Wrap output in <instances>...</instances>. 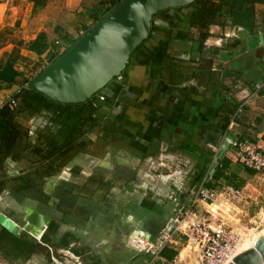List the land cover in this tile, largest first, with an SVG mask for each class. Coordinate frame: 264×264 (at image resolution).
<instances>
[{
    "label": "rangeland",
    "instance_id": "374dc122",
    "mask_svg": "<svg viewBox=\"0 0 264 264\" xmlns=\"http://www.w3.org/2000/svg\"><path fill=\"white\" fill-rule=\"evenodd\" d=\"M81 4L82 8H86V14L92 8L98 7L95 0H84ZM254 7V17L250 25L240 26L243 40L242 44H238L231 50V60L228 61L229 64L231 63L230 68L224 71L223 65L217 67L224 60L214 55L215 52L218 53L214 47L212 56L217 59L216 69H209V71L205 69L199 78L200 81L196 80L198 86H206L199 88L200 93L226 96L229 107H225L224 112H221L219 116L229 118L228 124L239 119L237 129L243 132V138L240 139L264 149V86L260 88L253 86L249 98L245 101L236 102L233 99L236 92L235 85L241 74L244 71H251L254 66L264 62V41L257 46L251 45L253 36L261 37L264 32V0L257 2ZM84 14L81 16L76 13L75 16H68V24L71 20L77 24L79 20L84 19L86 16ZM157 23L159 24L156 21ZM71 27L73 32H68V47L84 34L83 31L80 32L82 27L80 28L79 25ZM229 27L235 30L238 25L230 22ZM68 30H70L69 26ZM12 33L14 32L7 29L0 31V47L10 40L11 36L8 34ZM157 35L158 33H155L145 45L155 43ZM72 40L75 41L72 42ZM178 47L180 46L173 42L169 48V54L174 53ZM232 61L237 63V67L232 66ZM127 94L128 92H120L115 95V100L117 99L121 105L118 108L113 104L114 115L107 117L100 128L90 133L87 138L91 140V143L81 151L73 150L56 160L60 167L57 173L43 177L35 175L31 190L25 189L18 197L10 194L5 188L0 189V212L6 215L7 221L11 219L21 227L20 236L26 241V244H20L21 246L18 247V245L10 244L8 238H1L0 264H163L161 260L152 262V258L146 255H136L121 248L119 240L124 232L132 227L157 230L159 218L163 222L169 214L174 212L171 202L161 197V194L159 197L154 196L140 188L139 181L145 176L144 172H148L152 178L146 177L151 181L147 187L156 192H159L158 187H161V192L165 190L164 193L167 194L168 190L173 188L169 181L170 177L164 181L159 178L161 175L165 177L167 171L179 173L183 178L182 193L179 194L180 196L183 193L187 194V190L197 186L198 173L205 165L210 164L213 158L210 157L207 160V154L200 152L202 145L206 146L205 143L210 138L203 137L201 133L195 131V137L187 138L185 141L186 150L194 151V154L189 152L187 155L176 154V152L172 154L175 148L167 144H165L167 145L166 153L160 154L162 143L158 144V152L153 156L156 158L153 161L157 163H154L153 169L149 170L144 164V158L127 153L134 147L130 145L128 138H124L126 134L120 137L122 133H135L128 129V125L126 128L124 125L135 119L134 115L130 114L129 107L132 103H136V100ZM229 99L234 100V103ZM17 119L29 128V134L33 137L43 133L45 124L48 122L45 115L30 117L24 114ZM156 148L157 146L152 145V149ZM164 154L170 159H168L169 170L159 166L162 159L160 157L165 156ZM30 157L21 158L18 161L7 159L5 161L7 172L14 175L30 169L32 171L31 161L36 157L32 155ZM216 160L214 158L210 169L212 174L208 177L209 184L246 187L248 199L245 205L235 208L226 204L220 208L226 216L228 215L229 220H232L231 223L240 224L248 229L246 240L248 241L264 230V171L250 175L246 169L248 167L241 165L231 154L228 153L227 156L226 151L219 152ZM144 198L154 201L153 207L156 206L154 213H158V216L151 217L153 214L148 212L147 205L143 203ZM25 206H30L27 207V216H30L34 212L32 208H35L45 213L40 215V219H43L45 223L49 220V216L55 221V229L45 233L49 237L48 243L42 242L39 238L42 228L35 225L33 232L38 237L36 238L31 235V226H24L23 208ZM164 249L169 252L175 251V256L181 254L182 260L184 258L186 262H189L190 251L181 242L168 245ZM168 251L165 253L168 254ZM163 257L166 258L164 255Z\"/></svg>",
    "mask_w": 264,
    "mask_h": 264
},
{
    "label": "crops",
    "instance_id": "0c3cea01",
    "mask_svg": "<svg viewBox=\"0 0 264 264\" xmlns=\"http://www.w3.org/2000/svg\"><path fill=\"white\" fill-rule=\"evenodd\" d=\"M83 1L0 0V31L7 29L14 32L8 34L11 36L10 40H7L0 47V66L5 62L8 55L12 53L17 55L14 67L22 71L25 67L38 60L39 57H44L47 52H63L68 47V32H73L71 26L79 25L81 28L83 24H87L88 14H86V8H82L81 3ZM220 1L226 6H231L234 0ZM76 13L81 16L85 13L84 16H86L79 21L76 19L78 21L77 24L73 20L68 24V16H75ZM229 24L230 20L226 19L224 26L219 24L210 25V35L204 42L203 52L198 54L195 60L190 59V53L187 51L191 47V43L186 44L185 48L184 44L174 41L180 47L174 53H170L168 58L161 64L141 63L144 60L143 52H136L128 62L124 73L113 80L112 84L114 85L119 82L124 83L121 92H128L127 95L130 98L131 96L134 97L136 100V103H132L129 107L130 114L134 115L135 119L131 123L127 122L124 124L125 128L128 125V129L135 131V133H122L120 137L126 134L124 138H128L130 145L134 147L131 152L127 153L133 154L135 157L144 158V164L149 170L153 169L154 163H157L153 161V159H156L153 156L158 152V144L160 143H162L160 154L166 153L167 145L175 148L172 154L174 152L182 155H187L189 152L194 154L191 149L190 151H188L189 149L186 150L185 141L187 138L195 137V131L201 133L203 137L210 138L205 143L206 146L202 145V147H207L211 151L208 146L211 144L210 146L218 148L216 155L221 151H226L228 156V153H232L230 142L234 138H243V132L237 129L239 119L232 121L223 130L219 127L218 123L221 121L218 119L217 107L220 98L226 96L224 94L217 96L204 92L200 93L201 90L199 91V88H205L206 86H198L195 77L200 71L202 63L208 65V69H216L217 59H214L215 57L210 52L214 47L218 52L216 56L224 60L217 67L223 65L224 71L230 68L231 50L236 48L238 44H242L243 34L242 32L240 33L242 27L238 26L235 30H232ZM68 26L70 30H68ZM80 30L82 31V28ZM159 37V35L155 36V43ZM38 38H41L42 42L46 44L42 54H38L29 48V45ZM263 41V39H260L258 44ZM230 43L235 45L226 49L225 46ZM151 45L145 46L150 47ZM223 54L227 56L224 57ZM232 66L237 67V63L232 61ZM110 84L107 87L109 90H111ZM256 84H259L260 87L264 86V62L254 66L251 71H244L241 74L235 85L236 92L233 99L236 102L247 100L250 96V90ZM18 90V84L10 85L0 80V101H5L12 97ZM115 101V107L119 108L121 103L117 99ZM107 117L104 118L102 125L106 122ZM152 145L157 146V148L152 149ZM164 155L160 157L162 159H160L161 164L159 166L169 170V158L166 157V154ZM214 155L212 153L213 158H211L210 164L206 165L205 176L201 182L208 181V177L212 174L210 169L214 162ZM144 173L145 176L141 177V181H139V187L149 191L148 193L151 195L154 194V196L159 197L161 194V197H164L166 193H164L165 190L161 192V187H158L160 193L147 187L151 181L146 179V177L151 176L148 172ZM165 177L161 175L159 179L164 181L170 177L169 181H171L172 187H182L183 178L179 173L167 171Z\"/></svg>",
    "mask_w": 264,
    "mask_h": 264
},
{
    "label": "trees",
    "instance_id": "16d2710c",
    "mask_svg": "<svg viewBox=\"0 0 264 264\" xmlns=\"http://www.w3.org/2000/svg\"><path fill=\"white\" fill-rule=\"evenodd\" d=\"M95 1L98 7L88 11L87 24L82 25L84 33L96 25L121 0ZM257 2H260V0H234L231 6H226L220 0H192L184 6L178 5V7L159 10L151 18L148 37L135 47L129 56L128 62L136 52L141 51L144 58L141 63L159 65L168 58L170 45L174 41L184 44L185 48L186 44L191 43L192 45L187 51L190 53V59L195 60L197 55L203 52L204 42L210 35V25L219 24L224 26L226 19H229L235 25L247 27L254 17V5ZM156 21L159 24H156ZM155 33H158L160 36L157 42L150 47L144 46ZM260 39L264 40V32L261 38L253 36L251 45H257ZM75 40H72V42ZM232 45L234 46L235 44L230 43L225 47L228 49ZM29 48L38 54H42L46 48V44L42 42L41 38H38L29 45ZM61 52H47L44 57H39L38 60L30 66L25 67L22 71L14 67L17 55L12 53L8 55L5 62L0 66V80L10 85H19V90L12 95L15 102L12 105L5 102L0 107V189L5 188L16 197L22 195L21 193L25 189L31 190L35 175L43 177L57 173L60 167L56 160L73 150L79 149L81 151V149H84L91 143V140L87 137L95 129L102 126L105 117L113 115V104H116L113 96L120 93L124 85L122 82L116 85L112 84L113 80L117 78L113 77L110 81L112 84H110L111 90L108 88L101 89L86 101L78 103L58 102L35 89L27 88L26 83L32 81ZM210 52L212 53V50ZM223 56L226 57L227 55L223 54ZM127 65L128 63L120 75L124 73ZM202 65L200 66V71L195 76L199 81L205 69L208 71L210 69H208L206 64ZM99 95H103L104 100H100L98 98ZM227 100L226 97L222 96L217 107L218 119L221 121L218 124L222 130L229 123V118L219 116L221 112H224L223 109L225 107H229ZM229 101L234 103V100L229 99ZM24 114L28 116L45 115L48 118V122L45 124L43 133L35 137L31 136L29 128L17 120L18 116ZM200 152L207 154V160L212 157V152L207 147H202ZM30 155L36 157L35 160L31 161L33 164L31 167L32 171L30 169L14 175L7 172L5 166L7 159L18 161L25 157L31 158ZM220 163L222 164V162ZM206 169L205 165L198 173V183L203 180ZM246 169L250 175L255 173L250 168ZM204 184L209 187L213 186L208 181H205ZM143 203L147 205L148 212L153 214L151 217L159 215L156 212L154 213V209L156 208V206L153 207L154 201L144 198ZM163 222L159 218L158 227H161ZM55 227L56 223L52 220L46 231L54 230ZM45 233L41 239L42 242L48 243L49 237ZM3 237L8 238L10 244L18 245V247L21 246L20 244H26V241L20 235L14 236L4 228L0 230V239ZM166 251L163 249L160 255L162 257L164 255L169 260L173 259L176 255L175 251H168V254L165 253ZM141 255H146V257L150 258L148 254Z\"/></svg>",
    "mask_w": 264,
    "mask_h": 264
},
{
    "label": "water",
    "instance_id": "95a60500",
    "mask_svg": "<svg viewBox=\"0 0 264 264\" xmlns=\"http://www.w3.org/2000/svg\"><path fill=\"white\" fill-rule=\"evenodd\" d=\"M191 1L121 0L32 81L26 83V87L62 103L86 101L97 91L106 89L113 77L119 76L124 70L131 52L148 37L151 18L155 13L178 5L184 6ZM33 211L27 216L25 206L23 218L25 224L31 226L32 234L28 231L29 234L36 237L33 232L35 225L44 232L52 218L48 215L49 220L45 223L40 219L43 212L36 209ZM0 226L14 236L20 235L21 227L16 222L7 221L2 212ZM158 230L159 228L147 230L132 227L120 238L121 248L129 253L142 254L127 246L126 237L141 231L149 239L156 236ZM227 264H264V232Z\"/></svg>",
    "mask_w": 264,
    "mask_h": 264
},
{
    "label": "built area",
    "instance_id": "2783aa9c",
    "mask_svg": "<svg viewBox=\"0 0 264 264\" xmlns=\"http://www.w3.org/2000/svg\"><path fill=\"white\" fill-rule=\"evenodd\" d=\"M256 88L260 85L256 84ZM104 100L103 95H99ZM115 100V96H113ZM15 102L13 97L3 103ZM231 155L241 165L252 169L256 173L264 171V149L238 138L231 142ZM211 148L217 154L218 148ZM214 155V158H215ZM205 182V181H204ZM200 182L195 188L182 193L181 186H175L165 194L164 198L173 204L174 212L164 220L158 233L147 239L141 231L126 237L128 247L137 252L148 254L152 262L161 260L163 264H227L238 254L237 249L243 240L242 231L246 228L240 224L231 223L228 215L220 208L222 205H231L239 208L245 205L248 199L246 187H235L230 184L209 187ZM182 243L190 251L186 262L181 254L173 259L162 257L161 251L168 245ZM151 260V259H150ZM185 262V263H184Z\"/></svg>",
    "mask_w": 264,
    "mask_h": 264
},
{
    "label": "bare ground",
    "instance_id": "6f19581e",
    "mask_svg": "<svg viewBox=\"0 0 264 264\" xmlns=\"http://www.w3.org/2000/svg\"><path fill=\"white\" fill-rule=\"evenodd\" d=\"M44 215V214H43ZM27 225V224H26ZM248 232V229H244L243 231H242V233H243V235H244V237H243V240L241 241V243L239 244V246H238V249H237V252L239 253V252H241L245 247H248V245L251 243V242H253L259 235H261L263 232H264V230H262L261 232H259L258 234H256L254 237H252L251 239H249L248 241H246L247 240V233ZM43 233V232H42ZM41 233V234H42ZM40 234V235H41Z\"/></svg>",
    "mask_w": 264,
    "mask_h": 264
},
{
    "label": "flooded vegetation",
    "instance_id": "af4514ba",
    "mask_svg": "<svg viewBox=\"0 0 264 264\" xmlns=\"http://www.w3.org/2000/svg\"><path fill=\"white\" fill-rule=\"evenodd\" d=\"M26 207H30V206H26ZM31 208H32V207H31ZM32 209H33V208H32ZM34 210H35V208H34ZM38 212H39V210H38ZM40 212H41V211H40ZM43 214H45V213H43ZM23 215H24V213H23ZM25 223H26V222H25ZM129 225H130V224H129ZM24 226H26V224H24ZM26 228H27L28 231L30 232L29 228H28V227H26ZM47 228H48V227H47ZM156 228H160V227L157 226ZM156 228H155V229H156ZM45 232H46V230L42 233L41 236L39 235V238H41V237L44 235ZM124 233H125V232H124ZM123 235H124V234H123ZM36 238H38V237H36Z\"/></svg>",
    "mask_w": 264,
    "mask_h": 264
}]
</instances>
